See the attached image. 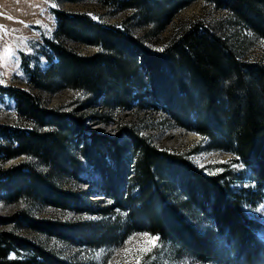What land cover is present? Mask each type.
I'll return each mask as SVG.
<instances>
[{
  "label": "trees",
  "instance_id": "trees-1",
  "mask_svg": "<svg viewBox=\"0 0 264 264\" xmlns=\"http://www.w3.org/2000/svg\"><path fill=\"white\" fill-rule=\"evenodd\" d=\"M90 1L130 10L134 26H150L151 36H158L179 9L197 0ZM200 1L264 41V0ZM50 14L56 36L97 50L83 56L42 40L43 78L86 95L71 109H48L24 90L0 87L23 121L22 126L0 124V161L23 157L0 166V201L13 207L10 216L0 218L10 227L0 231V264H70L24 240L17 230L92 249L118 247L132 234L146 233L168 245L173 257L198 264H264V243L256 235L264 233V224L240 207L264 197V60L239 59L224 38L198 20L177 27L156 51L122 26L55 8ZM19 63L40 88L24 56ZM96 107L98 113L86 116ZM132 108L159 110L177 128L205 140V150L230 153L252 189L233 188L241 182L239 175L203 172L185 155L157 149L132 125L104 116ZM109 122L113 137L104 135L100 125ZM59 176L91 182L97 191L63 190L55 185ZM96 193L107 202L102 208V199H86ZM34 204L99 219L60 223L20 208Z\"/></svg>",
  "mask_w": 264,
  "mask_h": 264
},
{
  "label": "rangeland",
  "instance_id": "rangeland-1",
  "mask_svg": "<svg viewBox=\"0 0 264 264\" xmlns=\"http://www.w3.org/2000/svg\"><path fill=\"white\" fill-rule=\"evenodd\" d=\"M51 8L68 13L84 14L101 24L122 26L133 36L141 38L147 47L156 51L164 46L177 27L198 20L224 38L239 59L250 62L264 60L263 40L255 38L249 31L233 23L226 12L215 9L200 0L193 1L179 9L158 36H151L150 26H134V20L130 19L132 14L130 10H117L112 6L90 0L76 3L63 0H0V26H2L0 27V87L10 86L24 90L48 109H71L80 105L86 95L80 91L56 86L55 79L43 78L45 65L40 49L42 40H54L83 56L91 55L97 50L93 46L74 43L56 36L54 21L50 14ZM20 55L24 56L26 70L33 72L36 80L41 83L40 88H35L29 82L26 72L19 63ZM94 111L98 113L99 109L96 107L95 110L85 114L88 116ZM104 114L105 117L132 125L157 149L185 155L196 168H203V172L215 174L219 171H227L232 179L239 175L241 182L232 185L233 188L252 189L253 187L252 182L248 181L247 173L243 172L242 166L231 162L233 156L230 153L205 150V140H202L196 133L177 128L166 114L159 110L132 108ZM0 124L23 125L22 119L16 116L13 102L2 95H0ZM88 124L85 122L84 126ZM100 125L104 135L113 137L112 123ZM93 127L91 125L87 127V130ZM84 135H86L85 132ZM22 159L23 157H17L8 162L0 161V166L8 167ZM220 164L224 167H219ZM86 171L84 170L87 178L97 180L95 174ZM55 185L74 193L87 190L97 191L95 184L91 182L80 184L66 176L57 177ZM101 196L96 193L88 195L86 199L93 202L102 199ZM106 203L102 199L98 208H102ZM22 207L35 218L60 223L99 219L96 216L75 215L71 211H61L37 204L28 207L21 205L20 208ZM240 207L249 218L264 224V197L252 198L250 203L243 202ZM12 212V206L0 201V218H7ZM184 214L189 217L187 213ZM8 230H10L8 225L0 224V231ZM16 234L33 245L54 253L59 259L70 264H198L183 256L173 257L168 245L159 243L155 237L146 233L132 234L118 247L105 245L95 249L75 248L55 237L27 230H17ZM256 235L264 243V233L258 232ZM150 237L153 239H149Z\"/></svg>",
  "mask_w": 264,
  "mask_h": 264
},
{
  "label": "snow or ice",
  "instance_id": "snow-or-ice-1",
  "mask_svg": "<svg viewBox=\"0 0 264 264\" xmlns=\"http://www.w3.org/2000/svg\"><path fill=\"white\" fill-rule=\"evenodd\" d=\"M0 27H2V26H0ZM149 239H153V238L150 237ZM148 250H150V249H148Z\"/></svg>",
  "mask_w": 264,
  "mask_h": 264
}]
</instances>
